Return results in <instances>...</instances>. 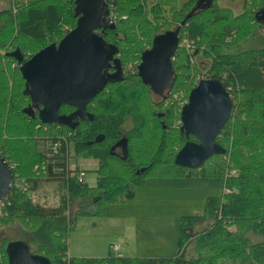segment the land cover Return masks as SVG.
Returning <instances> with one entry per match:
<instances>
[{
    "label": "trees",
    "instance_id": "obj_1",
    "mask_svg": "<svg viewBox=\"0 0 264 264\" xmlns=\"http://www.w3.org/2000/svg\"><path fill=\"white\" fill-rule=\"evenodd\" d=\"M105 1L114 24L96 31L104 44L116 48L119 77L87 103L92 120L76 119L73 127L44 124L23 112L29 97L19 64L7 53L18 48L25 59L58 42L75 26L77 1L6 0L0 8V154L12 172L0 228L19 224L27 234L23 243L33 245L34 250L28 249L45 255L50 264H264V47L239 49L264 29V20L255 16L264 0H244L239 13L217 0ZM165 30L177 31L178 43L172 82L156 93L141 80L138 65L153 37ZM202 77L218 79L232 107L215 136L225 152L188 169L174 162L183 143L196 140L185 136L180 109ZM72 110L66 104L59 108L61 113ZM98 134L103 138L95 141ZM79 157L97 159L93 186L78 180L83 169L70 167L69 160ZM193 170L222 177L223 191L206 198L200 213L180 217L174 255H119L113 248L103 256L68 254L66 238L77 215L101 214L118 197H131L146 176ZM48 182L58 191V204L52 207L32 198ZM75 198L95 204L96 210H71ZM190 241L194 254L185 257ZM8 242L0 240V264H8Z\"/></svg>",
    "mask_w": 264,
    "mask_h": 264
},
{
    "label": "water",
    "instance_id": "obj_2",
    "mask_svg": "<svg viewBox=\"0 0 264 264\" xmlns=\"http://www.w3.org/2000/svg\"><path fill=\"white\" fill-rule=\"evenodd\" d=\"M76 1L75 26L58 42L48 43L27 59L18 48L7 53L19 64L24 90L31 104H40L37 116L44 124L73 127L77 124L76 119L92 120V113L86 110L87 103L109 80L119 77V71L105 73L104 69L113 59L116 48L113 45L105 47L103 37L96 31L113 26L108 8L101 7L100 0ZM255 16L264 20V6ZM177 43V31L165 30L153 37L150 47L141 55L138 74L143 83L156 93L172 82L171 59ZM63 104L75 108L69 113H61L59 108ZM231 107L232 97L218 79L200 78L180 109L185 136L192 134L196 140H186L176 151L174 162L186 168H196L208 157L223 154L225 148L215 141V136L228 119ZM31 109L27 106L23 112L30 116ZM102 138L103 134H98L94 140ZM11 183L10 166L0 154V201ZM6 254L8 264H50L45 255L31 252L19 241H9Z\"/></svg>",
    "mask_w": 264,
    "mask_h": 264
},
{
    "label": "rangeland",
    "instance_id": "obj_3",
    "mask_svg": "<svg viewBox=\"0 0 264 264\" xmlns=\"http://www.w3.org/2000/svg\"><path fill=\"white\" fill-rule=\"evenodd\" d=\"M153 0H148V4ZM230 0H218L220 6L229 7L235 13L240 12L241 7ZM6 6V0H0V8ZM240 8V9H239ZM264 47V29H261L255 36L240 44L239 49ZM207 62H202L205 67ZM204 69V68H203ZM125 128L130 126V122H125ZM70 167H82L84 170L83 180L89 186L96 182L97 159L95 158H71ZM198 168V167H197ZM192 169V168H188ZM194 169V168H193ZM223 178L220 176H202L198 171L193 170L189 175H169V176H146L142 186L133 188L134 194L131 197H118L116 201L106 205L101 214L77 215L74 227L66 238L67 252L70 255L81 256H103V248L96 249L105 241L108 236L112 245L122 244L116 238L120 233L118 225L105 220V213L120 212L124 216H130L135 223L136 229H127L130 233L131 242L136 235V243L146 248V251H139V254L148 252L149 254H162L160 256H172L177 252V240L180 232V217L182 215L196 214L202 211L206 198L217 197L223 191ZM32 198L42 202L47 207L58 204V191L53 182H48L44 186L37 188L32 193ZM96 210V205L87 200L75 198L71 201V210ZM131 220H129L130 222ZM128 222V225H129ZM203 226L200 225V228ZM27 234H24L19 224L4 226L0 228V240L7 238L8 241L22 242ZM190 241L184 248V256L190 257L194 254V243ZM86 244H89L86 246ZM163 245L161 251L156 250L157 245ZM29 246L30 250H34ZM119 246V245H118ZM150 248H155L150 250ZM105 250V248H104ZM105 252V251H104ZM108 250L104 254H107ZM120 254L121 253H117ZM134 254V253H124ZM138 256V255H133ZM149 257V256H145Z\"/></svg>",
    "mask_w": 264,
    "mask_h": 264
},
{
    "label": "crops",
    "instance_id": "obj_4",
    "mask_svg": "<svg viewBox=\"0 0 264 264\" xmlns=\"http://www.w3.org/2000/svg\"><path fill=\"white\" fill-rule=\"evenodd\" d=\"M79 169H83L82 167H79ZM111 214H107L105 213V220H109L111 221L113 224H116L119 226L120 228V233L116 234V238L119 239L121 241L122 239V244L120 245L115 244V245H119V247L114 251L115 253H121L122 255H128V256H133V255H138V256H160L162 254H149L148 252H144L139 254V251H146V248L139 246L136 243V235H134V241L131 242L130 240V233L127 236V229H132V231H134L136 229L135 223L133 222L132 219H130L131 217L126 215L124 216L123 214H120V212H109ZM129 220H131L129 222ZM129 222V225H128ZM109 242V238L107 235H105V241H103V244H101V246L97 247L96 249H100L101 247L103 248L101 254L98 255H105L104 253L106 252V249L108 250L111 246V243H109V245H107ZM193 244V243H192ZM89 244H86V246ZM113 246V245H112ZM163 245H157L156 250H160L162 249ZM186 247V246H185ZM105 248V250H104ZM155 248H150V250H153ZM105 251V252H104ZM185 251V250H184ZM124 253H134V254H124ZM69 254V253H68ZM70 255V254H69ZM96 254H92V256H95ZM120 255V254H119ZM75 256H81V255H75Z\"/></svg>",
    "mask_w": 264,
    "mask_h": 264
},
{
    "label": "flooded vegetation",
    "instance_id": "obj_5",
    "mask_svg": "<svg viewBox=\"0 0 264 264\" xmlns=\"http://www.w3.org/2000/svg\"><path fill=\"white\" fill-rule=\"evenodd\" d=\"M218 1V0H217ZM226 1H228V0H226ZM243 1L244 0H230L229 2H231V3H234V4H236L237 6H239V7H241V10H242V5H243ZM100 5H101V7H107L108 8V6H107V4H106V1L105 0H100ZM106 9V8H105ZM240 9V8H239ZM240 10V11H241ZM234 12V11H233ZM235 13V12H234ZM237 13H239V12H237ZM110 22H113V21H111L110 20ZM114 24V23H113ZM110 46H112V45H110V44H105V47H110ZM116 53V52H115ZM115 53L113 54V59L111 60V61H109V64H108V66L104 69V71H105V73H112V72H114V71H120L119 70V64H118V62H117V60H116V58H115ZM25 59H27V58H25ZM163 90V89H162ZM28 95V94H27ZM29 97V96H28ZM36 103H38V102H36ZM29 106H31L32 107V109H31V115H33V114H35V115H37L38 114V111H39V109H40V104H37V105H32L31 104V100H30V98H29ZM74 106H73V110H74ZM72 110V111H73ZM118 147L119 146H115V149H117L118 150Z\"/></svg>",
    "mask_w": 264,
    "mask_h": 264
},
{
    "label": "built area",
    "instance_id": "obj_6",
    "mask_svg": "<svg viewBox=\"0 0 264 264\" xmlns=\"http://www.w3.org/2000/svg\"><path fill=\"white\" fill-rule=\"evenodd\" d=\"M56 150H57V143H55L52 147L53 152H56ZM83 176H84V171L83 170L78 171V174H77L78 180H82ZM5 206H6L5 202L3 200H1L0 201V210H2ZM118 247H119L118 245L112 246L113 249H117Z\"/></svg>",
    "mask_w": 264,
    "mask_h": 264
}]
</instances>
